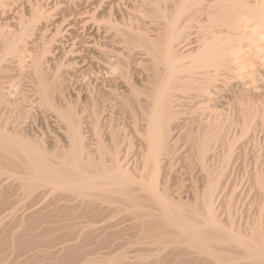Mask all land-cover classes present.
Segmentation results:
<instances>
[{"label":"bare ground","instance_id":"6f19581e","mask_svg":"<svg viewBox=\"0 0 264 264\" xmlns=\"http://www.w3.org/2000/svg\"><path fill=\"white\" fill-rule=\"evenodd\" d=\"M263 44L264 0H0V264H264Z\"/></svg>","mask_w":264,"mask_h":264},{"label":"rangeland","instance_id":"374dc122","mask_svg":"<svg viewBox=\"0 0 264 264\" xmlns=\"http://www.w3.org/2000/svg\"><path fill=\"white\" fill-rule=\"evenodd\" d=\"M244 45V44H243ZM245 46V45H244ZM263 47H264V44H263ZM264 49V48H263ZM247 51V50H246ZM248 52H251V53H248V54H245V56L244 55H242L241 56V58H240V60H241V62H245L244 63V65L246 64V63H248V64H246L245 66H247L246 67V69L248 70V71H246V72H248L247 73V75H246V73L245 74H242V76H241V79L242 78H244V80H243V84H244V86L245 87H247V89H249L248 91L250 92V93H252V94H254L253 96H251V98H253L256 94L255 93H257V92H254L253 93V91H257L256 89H258L259 90V86H260V84H259V82L257 83V82H255L254 80H253V78L250 76L249 77V75H250V71H252L251 69H253V70H257V71H260L261 69V71H264V61H262L261 60V57H259L258 56V54H256L255 53V51L253 52V50H248ZM247 53V52H246ZM255 55V56H254ZM244 56V57H243ZM247 57V58H246ZM253 57V58H252ZM244 59V60H243ZM250 59V60H249ZM252 63V64H251ZM249 65V66H248ZM251 67V68H250ZM254 67V68H253ZM250 68V69H249ZM250 70V71H249ZM13 71H14V69H13ZM260 71V72H261ZM243 75L245 76V77H243ZM252 78V79H251ZM254 81V82H253ZM253 83V84H252ZM255 89V90H254ZM251 94V95H252ZM256 97V96H255ZM108 99H110V100H113L115 103H117V99L115 98H110L109 96L107 97ZM254 100L255 99H257V98H253ZM238 121H239V119H238ZM252 128H253V130L256 132V130H258V128L256 127V125L253 127L252 126ZM256 129V130H255ZM252 130V131H253ZM254 134V133H253ZM254 136V135H253ZM255 140H256V138L258 139L257 141H255V144H256V142H257V146H259L260 145V140L262 139V140H264V137H263V135L261 136V134H259V132H257V134H255ZM261 140V142L264 144V141H262ZM259 142V143H258ZM261 143V145H263ZM260 145V146H261ZM257 146H255V147H257ZM253 146H251L250 145V148H249V145L248 146H246V156H248V158H247V163H249V165H248V167H249V169L251 170V169H253V163H252V156H253V154H254V150H253ZM249 149V150H248ZM251 150H253V153L251 154ZM249 152V153H248ZM250 155H251V157H250ZM249 161V162H248ZM247 163H246V170H247V172L249 173H251V171L248 169V167H247ZM251 164H252V166H251ZM252 167V168H251ZM238 167H236V169H237ZM242 167H240V169H239V172L241 171V174H242V170L243 169H241ZM197 171V170H196ZM238 172V171H237ZM236 174H238V173H236ZM239 176H240V173H239ZM250 184H252V183H250ZM245 187L243 188V190H245L246 191V193H245V191H244V197L245 198H247V199H245L244 197H242V199H241V201L243 202V209H242V213L241 214H243V212H244V210L246 211V212H244V214H243V216H242V219L244 220L245 218L248 220V218L251 216V220H254L255 219V216H257V213H258V209H260V201H261V199H259L260 197H259V194H257V191L258 190H256L257 189V187H256V189L254 188V185H253V187H251L250 188V186H252V185H250L249 186V184L248 185H244ZM247 186V187H246ZM248 188V189H247ZM250 189H251V191H250ZM255 189V190H254ZM249 192H248V191ZM254 191H256V192H254ZM247 192L249 193V194H247ZM252 192V193H251ZM256 194V195H255ZM247 197H246V196ZM252 195V196H251ZM255 195V196H254ZM259 198H258V197ZM251 197V198H250ZM252 198H253V200H252ZM256 198H258V200H259V204H258V201H257V199ZM248 200L247 202L245 201V200ZM254 201V202H253ZM258 204H256V203ZM246 206V207H245ZM257 206H258V208H257ZM245 207V208H244ZM247 212H248V214H247ZM246 214V215H245ZM245 216V217H244ZM247 216V217H246ZM252 216H253V219H252ZM249 219V221H251Z\"/></svg>","mask_w":264,"mask_h":264}]
</instances>
